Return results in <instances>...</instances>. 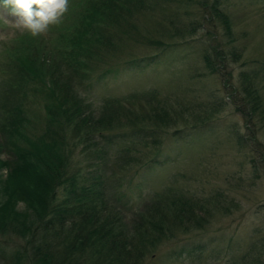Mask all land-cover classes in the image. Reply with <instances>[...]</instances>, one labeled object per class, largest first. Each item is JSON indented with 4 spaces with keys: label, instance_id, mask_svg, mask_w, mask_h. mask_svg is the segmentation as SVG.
I'll use <instances>...</instances> for the list:
<instances>
[{
    "label": "trees",
    "instance_id": "16d2710c",
    "mask_svg": "<svg viewBox=\"0 0 264 264\" xmlns=\"http://www.w3.org/2000/svg\"><path fill=\"white\" fill-rule=\"evenodd\" d=\"M173 4L197 7L199 19L177 18L180 8L170 10ZM149 16L158 19L153 28L145 25ZM205 22L211 24L206 75L220 79L226 101L246 121V136L233 131L236 144L264 160L258 142L264 100L253 81L264 60H254L258 66L241 70L236 79L231 66L241 53L219 0L208 6L202 0H70L50 38L25 32L9 39L12 48L0 52V163L9 171L0 208L1 264H148L164 246L204 232L216 215L239 206L231 196L170 186L138 207H119L125 175L155 165L166 136L204 127L208 119H191L199 103L186 88L174 96L151 90L98 104L89 98L93 82L115 68L156 62ZM162 29L166 41L156 36ZM125 43L152 55L137 57L122 48ZM39 93L43 115L33 123L25 102ZM226 103L216 98L208 106L219 113ZM17 196L27 201L31 216L7 208ZM256 249L251 244L242 260L261 263ZM187 252L183 246L178 254Z\"/></svg>",
    "mask_w": 264,
    "mask_h": 264
},
{
    "label": "rangeland",
    "instance_id": "374dc122",
    "mask_svg": "<svg viewBox=\"0 0 264 264\" xmlns=\"http://www.w3.org/2000/svg\"><path fill=\"white\" fill-rule=\"evenodd\" d=\"M211 1L213 0H202V3L208 6ZM219 2L232 22L235 45L241 53V58L231 66L237 79L241 70L258 66L252 64L254 60H264V0ZM177 9L179 11L175 12L178 13L179 19L182 18L186 22L199 19L195 6L183 10L184 7L180 5H170V10ZM149 17L151 18L144 19L145 25L153 28L156 26L154 21L158 19L152 20L153 16ZM17 19L10 8L0 7V52L12 48L9 45L10 38L27 32L15 25ZM204 24L202 30L196 27V36L185 39L181 47L169 50L156 62L113 69L100 81L92 83L89 87V98L98 104L110 98H127L151 90H157L164 96H174L186 88L189 91L187 94L199 103V109L196 110L198 113L191 119H208L204 127L182 133L178 137L166 136L155 165L147 170L134 168L131 173L125 175L123 186L118 189L119 207L122 208V203L127 204L129 208L138 207L147 196L170 186L204 196H212L215 193L231 196L239 204L232 206L226 215H216L204 232L164 246L153 258L147 260L148 264H248L247 260H242V256L253 243L260 254L259 264H264V160L249 149L239 147L233 138L235 130L246 136V121L242 115L235 112L230 100L226 101L227 96L221 88L220 79L206 75L204 55L208 49L205 34L211 30V24ZM57 25H54V28ZM51 28L42 35L44 39L50 38L54 33ZM216 30L223 32L218 24ZM162 32L164 33L163 29L161 34L156 36L163 41L168 40L169 35ZM122 48L137 57L152 55L151 51L136 48L131 43L123 44ZM1 65L0 60V68ZM253 81L259 89L261 99L264 100V70L260 71L259 77ZM216 98L223 100L224 104L227 102L225 109L219 113H213L208 106L209 101ZM41 100L40 94L36 99L30 97L25 102L31 108L30 114L27 115L33 123L42 118L43 109L39 102ZM262 133H259L258 142L263 154ZM2 159L6 157L2 155ZM252 159L255 163H251ZM255 169L260 177L254 175ZM8 174L9 171L0 163V208L4 207L2 204L6 200L4 183ZM120 193H123V197ZM12 203L7 205L9 210L19 214L21 218L31 216L32 212L26 200L17 196ZM10 239L25 245L23 240ZM183 246H186L188 255L178 254ZM10 250L7 248L6 252Z\"/></svg>",
    "mask_w": 264,
    "mask_h": 264
},
{
    "label": "clouds",
    "instance_id": "9594fccd",
    "mask_svg": "<svg viewBox=\"0 0 264 264\" xmlns=\"http://www.w3.org/2000/svg\"><path fill=\"white\" fill-rule=\"evenodd\" d=\"M69 6L70 0H2L0 4L10 8L18 17L15 25L33 37L46 34L50 27L61 23Z\"/></svg>",
    "mask_w": 264,
    "mask_h": 264
}]
</instances>
